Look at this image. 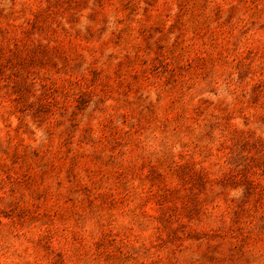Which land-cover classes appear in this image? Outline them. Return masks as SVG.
<instances>
[{
    "label": "rangeland",
    "instance_id": "rangeland-1",
    "mask_svg": "<svg viewBox=\"0 0 264 264\" xmlns=\"http://www.w3.org/2000/svg\"><path fill=\"white\" fill-rule=\"evenodd\" d=\"M0 264H264V0H0Z\"/></svg>",
    "mask_w": 264,
    "mask_h": 264
}]
</instances>
